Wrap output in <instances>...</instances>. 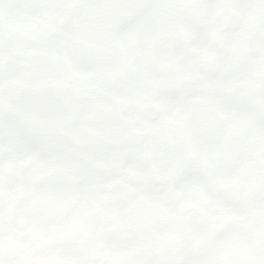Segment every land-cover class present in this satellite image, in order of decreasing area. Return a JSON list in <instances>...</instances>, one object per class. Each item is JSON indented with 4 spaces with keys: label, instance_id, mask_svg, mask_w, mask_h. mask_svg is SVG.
I'll return each mask as SVG.
<instances>
[{
    "label": "flooded vegetation",
    "instance_id": "1",
    "mask_svg": "<svg viewBox=\"0 0 264 264\" xmlns=\"http://www.w3.org/2000/svg\"><path fill=\"white\" fill-rule=\"evenodd\" d=\"M0 264H264V0H0Z\"/></svg>",
    "mask_w": 264,
    "mask_h": 264
}]
</instances>
